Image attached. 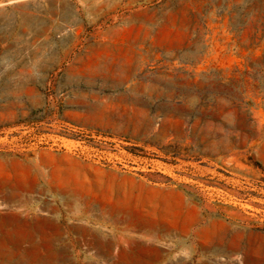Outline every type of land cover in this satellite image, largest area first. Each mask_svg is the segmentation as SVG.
<instances>
[{
  "label": "rangeland",
  "instance_id": "374dc122",
  "mask_svg": "<svg viewBox=\"0 0 264 264\" xmlns=\"http://www.w3.org/2000/svg\"><path fill=\"white\" fill-rule=\"evenodd\" d=\"M125 189L172 194V264H264V0H0V251L114 264L71 229Z\"/></svg>",
  "mask_w": 264,
  "mask_h": 264
},
{
  "label": "crops",
  "instance_id": "0c3cea01",
  "mask_svg": "<svg viewBox=\"0 0 264 264\" xmlns=\"http://www.w3.org/2000/svg\"><path fill=\"white\" fill-rule=\"evenodd\" d=\"M103 192H108V189H101ZM135 189H125V194L121 193V197L118 199L119 206L113 211H104L102 216L113 221L112 233H104L102 230L99 232L96 229L90 228L88 226H73L71 229L76 236H82L85 241L91 244L97 245V255L95 257L106 258L115 260L114 264H172V243H171V229L165 227V221L161 220L153 225L148 221L147 207L150 204L154 208L159 209V214L164 219L166 214L170 213L172 207V194L165 193L159 190H147L140 189L138 194V200L140 201V210H137L139 215V221L136 223H131L125 220V217L131 216L129 211L125 212V207L127 210L131 208V196L133 195ZM155 202V203H154ZM104 214V215H103ZM84 219H88L90 213L87 210L83 211ZM92 216V215H91ZM125 220L123 223L119 220ZM7 222V220H4ZM20 227L32 228L34 225L28 226V220H20ZM115 223V224H114ZM18 225V226H19ZM0 227L3 231L9 232V223H1ZM169 235V241H166V236ZM150 235L155 236L159 242L152 243L148 241ZM52 243H54V235H51ZM137 237V238H136ZM115 238V240H113ZM7 240H0V244H4ZM228 241L227 252L234 250V242ZM100 245V246H99ZM117 247L116 255L114 256L113 248ZM22 253H6L0 251L1 256H7L10 261L16 260L13 264H21L17 262L21 257ZM91 254V253H90ZM94 257V258H95ZM85 260L93 259L92 255L85 253ZM56 261L53 264H75L66 255L60 254L58 252L57 257L52 258ZM66 261L67 262H60Z\"/></svg>",
  "mask_w": 264,
  "mask_h": 264
},
{
  "label": "bare ground",
  "instance_id": "6f19581e",
  "mask_svg": "<svg viewBox=\"0 0 264 264\" xmlns=\"http://www.w3.org/2000/svg\"><path fill=\"white\" fill-rule=\"evenodd\" d=\"M19 223H21V222H19ZM19 227H20V225H19ZM11 229H12V226H11ZM7 243L8 242L6 241L4 243V245L7 244ZM43 245H44V247H43ZM8 249H9L8 250L9 253H13V254L23 253L25 255L32 254L34 256H40V255H42V254H44L46 252L45 251L46 249H47V251H49V249L51 250L52 249V244H51V242L50 243L48 242L47 244H45V243H36V244L29 245L28 247H24L21 244V241L14 240L13 242H11L9 244Z\"/></svg>",
  "mask_w": 264,
  "mask_h": 264
}]
</instances>
